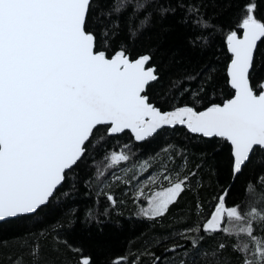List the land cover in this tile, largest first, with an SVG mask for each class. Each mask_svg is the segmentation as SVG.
<instances>
[{
  "label": "trees",
  "instance_id": "trees-1",
  "mask_svg": "<svg viewBox=\"0 0 264 264\" xmlns=\"http://www.w3.org/2000/svg\"><path fill=\"white\" fill-rule=\"evenodd\" d=\"M264 26V0H91L84 29L95 50L130 59L148 55L157 78L144 91L161 111L201 110L232 96L226 38L243 22ZM249 80L264 82V37ZM96 126L76 164L47 204L0 222V264H264V150L253 149L234 173L223 137L164 127L141 142L130 132ZM122 148L125 158L110 155ZM149 160L147 169L136 166ZM129 167L124 170L125 166ZM163 169L182 187L164 213L144 215L137 181ZM112 175H122L109 181ZM235 210L222 227H206L216 204Z\"/></svg>",
  "mask_w": 264,
  "mask_h": 264
},
{
  "label": "water",
  "instance_id": "water-1",
  "mask_svg": "<svg viewBox=\"0 0 264 264\" xmlns=\"http://www.w3.org/2000/svg\"><path fill=\"white\" fill-rule=\"evenodd\" d=\"M90 1L0 0V222L47 204L98 125L137 142L175 126L223 137L235 174L254 148L264 150V82L255 92L249 80L261 23L249 19L226 38L231 97L201 110L161 111L143 94L157 78L148 55L95 50L84 29ZM224 209L220 201L210 228L221 226Z\"/></svg>",
  "mask_w": 264,
  "mask_h": 264
},
{
  "label": "rangeland",
  "instance_id": "rangeland-1",
  "mask_svg": "<svg viewBox=\"0 0 264 264\" xmlns=\"http://www.w3.org/2000/svg\"><path fill=\"white\" fill-rule=\"evenodd\" d=\"M124 154H126L125 151L120 147L111 153L110 159L111 161H114L113 158H115V155H117L118 160H120L123 158ZM149 163V160H145L144 162L137 164V173L141 174L144 172L147 169ZM128 167L129 165H126L124 170H126ZM121 178L122 175H112L109 181L111 182L113 180H120ZM181 187L182 184L180 179H178L177 173L167 174L163 169H161L156 173H149L142 178L140 177L133 188V196L135 200H138L139 198L143 199V201L140 203V206L144 215L156 216L165 212L167 206L176 198ZM235 216L236 213L233 208L225 207L221 216L222 224L224 218ZM208 220L205 226L210 229L207 224ZM222 224L220 227H222Z\"/></svg>",
  "mask_w": 264,
  "mask_h": 264
}]
</instances>
